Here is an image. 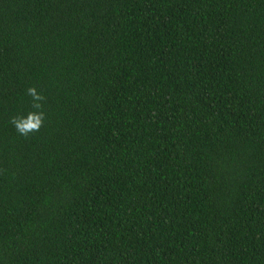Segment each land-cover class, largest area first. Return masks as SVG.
Listing matches in <instances>:
<instances>
[{"label":"trees","instance_id":"obj_1","mask_svg":"<svg viewBox=\"0 0 264 264\" xmlns=\"http://www.w3.org/2000/svg\"><path fill=\"white\" fill-rule=\"evenodd\" d=\"M0 264H264V0H0Z\"/></svg>","mask_w":264,"mask_h":264},{"label":"clouds","instance_id":"obj_2","mask_svg":"<svg viewBox=\"0 0 264 264\" xmlns=\"http://www.w3.org/2000/svg\"><path fill=\"white\" fill-rule=\"evenodd\" d=\"M26 92L32 97V109L34 110L29 111L26 116H13L10 121L16 131L24 137H28L30 133L38 132L44 126L46 119L41 103L46 99L45 96L37 92L34 86L29 87Z\"/></svg>","mask_w":264,"mask_h":264}]
</instances>
